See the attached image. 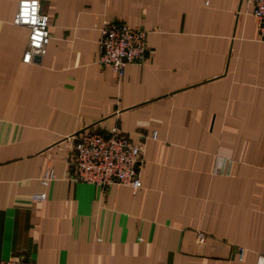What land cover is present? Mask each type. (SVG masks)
Segmentation results:
<instances>
[{
    "label": "crops",
    "instance_id": "1",
    "mask_svg": "<svg viewBox=\"0 0 264 264\" xmlns=\"http://www.w3.org/2000/svg\"><path fill=\"white\" fill-rule=\"evenodd\" d=\"M19 1L0 0V260L257 264L264 42L254 1L40 0L51 38L31 63ZM109 22L148 31L150 52L123 75L98 62ZM113 126L144 145L138 190L70 179L72 136ZM49 167L57 179L44 185ZM40 191L47 199L34 200Z\"/></svg>",
    "mask_w": 264,
    "mask_h": 264
},
{
    "label": "built area",
    "instance_id": "2",
    "mask_svg": "<svg viewBox=\"0 0 264 264\" xmlns=\"http://www.w3.org/2000/svg\"><path fill=\"white\" fill-rule=\"evenodd\" d=\"M254 1V16L257 19L259 37L264 42V0ZM14 22L30 29L24 62L42 58L50 43L48 16L41 10L40 0H20ZM150 52L148 31L140 26L124 22H109L101 29L99 64L118 75H123L128 65L145 60ZM157 134L154 132L153 137ZM73 146L68 159L71 168L70 179L97 186L105 192L115 184L130 186L138 190L143 186L141 170L144 164V145L133 142L123 135L118 126L107 132L83 129L72 136ZM57 179L55 169L47 168L41 181L49 185ZM47 191L35 192L34 200L47 199ZM199 243H205L207 236L199 232ZM0 264H43L28 258L0 260ZM257 264H264V255Z\"/></svg>",
    "mask_w": 264,
    "mask_h": 264
}]
</instances>
